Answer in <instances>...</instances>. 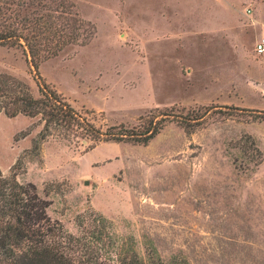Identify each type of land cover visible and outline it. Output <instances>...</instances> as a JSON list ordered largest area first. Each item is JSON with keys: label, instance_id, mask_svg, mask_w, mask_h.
<instances>
[{"label": "rangeland", "instance_id": "1", "mask_svg": "<svg viewBox=\"0 0 264 264\" xmlns=\"http://www.w3.org/2000/svg\"><path fill=\"white\" fill-rule=\"evenodd\" d=\"M69 1L93 37L37 67L0 44V72L35 95L40 77L102 129L136 127L165 108L204 116L166 120L145 144L87 149L37 141L40 125L21 136L32 120L0 113L2 170L19 159V179L66 231L78 233L76 216L92 211L147 263L264 264V118L253 112L264 111V53L255 52L264 0Z\"/></svg>", "mask_w": 264, "mask_h": 264}, {"label": "trees", "instance_id": "2", "mask_svg": "<svg viewBox=\"0 0 264 264\" xmlns=\"http://www.w3.org/2000/svg\"><path fill=\"white\" fill-rule=\"evenodd\" d=\"M93 33L94 26L79 16L69 0H0V44L20 48L34 67L68 45H85ZM35 82L38 95L26 81L0 72V113L32 120L21 136L40 125L39 142L54 135L87 149L101 141L145 144L166 120L186 123L204 116L176 115L165 108L136 127L118 124L102 129L90 118L93 111L76 109L40 77ZM253 112L264 118L263 110ZM251 144L259 154L253 140ZM21 165L17 159L7 172L0 166V264H156L144 261L125 240L112 237L107 221L92 211L76 216L78 233L66 231L49 216L50 202L35 184L19 179Z\"/></svg>", "mask_w": 264, "mask_h": 264}, {"label": "built area", "instance_id": "3", "mask_svg": "<svg viewBox=\"0 0 264 264\" xmlns=\"http://www.w3.org/2000/svg\"><path fill=\"white\" fill-rule=\"evenodd\" d=\"M255 52L258 54L264 53V35H262L255 45Z\"/></svg>", "mask_w": 264, "mask_h": 264}]
</instances>
